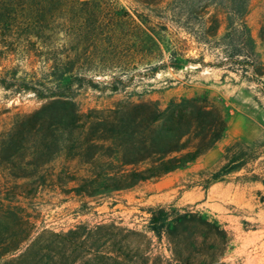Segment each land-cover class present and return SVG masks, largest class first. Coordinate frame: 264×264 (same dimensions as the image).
Segmentation results:
<instances>
[{"label":"rangeland","instance_id":"obj_1","mask_svg":"<svg viewBox=\"0 0 264 264\" xmlns=\"http://www.w3.org/2000/svg\"><path fill=\"white\" fill-rule=\"evenodd\" d=\"M113 1L129 15L118 16L114 26L115 17L107 16L98 26L101 13L91 9L83 15L77 10L71 19L77 24L84 18L88 27H76L68 39L60 35L57 40L86 77V87H74L82 112L93 118L96 111L128 101L151 99L167 106L172 99L207 93L228 111L224 138L193 163L159 180L100 193L98 184L89 185L83 178L117 173L121 167L116 147L92 141L90 126L59 130L47 141L43 135L48 131L25 137L20 120L53 102L39 96L51 95L54 84L39 71L42 64L37 60H5L0 51V190L37 192L32 200L21 196L14 201L28 207L37 230L66 232L81 224L116 222L147 234L156 264H264V185L246 179L256 174L264 180V0L248 2L245 22L253 49L240 35L231 36L226 13L220 15L224 24L218 36L203 39L202 21L215 13L214 8L199 17L173 13V0ZM57 44L39 45L48 49ZM232 44H242V55H232ZM176 48L180 55L173 53ZM236 141L243 144L236 153L255 156L249 164L252 173H225L226 148ZM94 158L96 168L90 163ZM159 205L166 206L172 218L188 215L186 221L168 226L170 237L161 241L148 231V209ZM179 236L182 242L177 244Z\"/></svg>","mask_w":264,"mask_h":264},{"label":"trees","instance_id":"obj_2","mask_svg":"<svg viewBox=\"0 0 264 264\" xmlns=\"http://www.w3.org/2000/svg\"><path fill=\"white\" fill-rule=\"evenodd\" d=\"M142 1L158 4L159 0ZM248 2L173 0L171 11L204 17L214 8L215 13L201 24L205 41L208 37L218 36L224 24L220 15L226 13L231 36L240 35L253 49L245 22ZM91 9L101 13L98 26L105 23L107 16L115 17L111 20L114 26L118 16L129 15L113 0H0V43L3 44L0 51L3 59L23 56L24 59L37 60L42 64L39 71L46 72L54 84L51 95L39 96L41 99H53V102L20 120L22 134L31 137L48 131L49 134L43 135L47 141L59 130L93 128L92 141L106 144L109 148L116 147L115 157L121 167L113 175L92 173L90 177L83 178L89 185L98 184L100 193L129 190L142 182L159 180L209 152L224 138L229 114L224 105L217 104L207 93L172 99L167 106L151 99L128 101L115 109L96 111L97 116L93 118L82 112L74 87H86L83 84L86 77L80 73L76 59L68 50L63 51L65 46L57 44V40L60 35L68 39L76 27L81 30L88 27L85 21L82 22L84 18L75 24L71 17L77 10L87 15ZM97 29L95 26L93 31ZM45 42L57 45L44 49L39 44ZM232 45V55H242V44ZM156 46L161 51L160 44ZM173 53L180 55L181 49L176 48ZM89 87L97 88L95 84ZM4 88L10 89L8 86ZM113 91H118V88ZM241 146L243 144L236 141L226 148V174L244 169L248 173L253 172L249 164L255 156L247 152L236 153V148ZM96 159L90 162L94 168ZM112 165L114 161L110 163ZM142 165L146 167L141 168ZM246 179L261 181L264 185L259 175L252 174ZM36 193H5L0 190V264H156L158 257L152 255L151 238L116 222L94 227L81 224L66 232L37 230L35 217L28 207L14 204L15 198L22 196L32 200ZM148 213V231L159 241L165 235L170 237L168 226L186 221L188 216L172 218V213L162 205L149 208ZM181 242L179 236L177 244ZM132 244H135L134 251L130 249ZM111 245L115 250H110Z\"/></svg>","mask_w":264,"mask_h":264}]
</instances>
